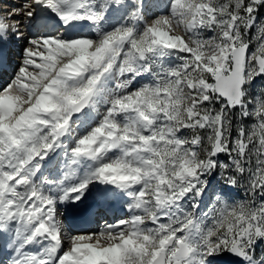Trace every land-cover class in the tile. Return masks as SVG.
Returning <instances> with one entry per match:
<instances>
[{
    "label": "snow or ice",
    "instance_id": "snow-or-ice-1",
    "mask_svg": "<svg viewBox=\"0 0 264 264\" xmlns=\"http://www.w3.org/2000/svg\"><path fill=\"white\" fill-rule=\"evenodd\" d=\"M0 264H264V0L0 10Z\"/></svg>",
    "mask_w": 264,
    "mask_h": 264
},
{
    "label": "bare ground",
    "instance_id": "bare-ground-1",
    "mask_svg": "<svg viewBox=\"0 0 264 264\" xmlns=\"http://www.w3.org/2000/svg\"><path fill=\"white\" fill-rule=\"evenodd\" d=\"M22 3V0H0V10L2 11H8L10 10L12 7H17ZM18 62V61H17ZM89 203H91V198L89 199ZM117 208H115L114 206H112L111 208L105 207L103 209L100 210L99 215L102 217L104 216L100 221L99 224L95 225L92 229L93 230H98L99 228H102L105 224V222H112L115 219L119 218L122 216V213L120 212L121 216H117V212L115 211ZM109 211L110 213H112V216L106 215V211ZM119 210V209H118ZM99 215L94 216V218L92 219V223H96L97 219H99ZM96 218V219H95ZM74 222V221H73ZM90 227V228H91Z\"/></svg>",
    "mask_w": 264,
    "mask_h": 264
}]
</instances>
